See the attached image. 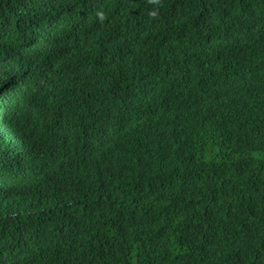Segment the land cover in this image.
Segmentation results:
<instances>
[{
    "label": "trees",
    "instance_id": "1",
    "mask_svg": "<svg viewBox=\"0 0 264 264\" xmlns=\"http://www.w3.org/2000/svg\"><path fill=\"white\" fill-rule=\"evenodd\" d=\"M0 0V264H264V0Z\"/></svg>",
    "mask_w": 264,
    "mask_h": 264
},
{
    "label": "clouds",
    "instance_id": "2",
    "mask_svg": "<svg viewBox=\"0 0 264 264\" xmlns=\"http://www.w3.org/2000/svg\"><path fill=\"white\" fill-rule=\"evenodd\" d=\"M153 1V0H152ZM182 1V3H181V5H180V7L184 4V3H186V2H188V1H190V0H181Z\"/></svg>",
    "mask_w": 264,
    "mask_h": 264
}]
</instances>
